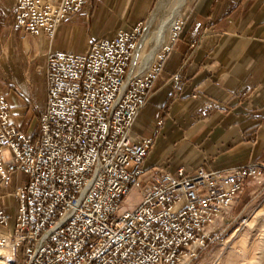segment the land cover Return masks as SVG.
I'll return each mask as SVG.
<instances>
[{
    "label": "built area",
    "instance_id": "obj_1",
    "mask_svg": "<svg viewBox=\"0 0 264 264\" xmlns=\"http://www.w3.org/2000/svg\"><path fill=\"white\" fill-rule=\"evenodd\" d=\"M90 0H14L15 25L51 39L57 27ZM182 23L173 28L171 43ZM142 22L93 41L82 53L46 55L45 108L39 135L19 131L0 96V251L22 264H199L213 230L248 179L263 166L192 174L144 169L149 138L134 141L132 126L144 108L169 46L148 72L129 77ZM9 153L5 159L4 152ZM131 167V170L129 168ZM136 190L140 203L120 212ZM13 218L11 230L9 224Z\"/></svg>",
    "mask_w": 264,
    "mask_h": 264
},
{
    "label": "crops",
    "instance_id": "obj_2",
    "mask_svg": "<svg viewBox=\"0 0 264 264\" xmlns=\"http://www.w3.org/2000/svg\"><path fill=\"white\" fill-rule=\"evenodd\" d=\"M154 2L93 0L49 39L18 28L14 0H0V96L13 125L39 135L48 53H82L93 41L144 22ZM179 20L178 37L131 129L134 141L152 140L143 168L192 174L199 168L264 167V0H186ZM19 175L12 178L10 196L0 197L7 214L13 190L22 184ZM246 189L249 196L259 190L248 179L233 211L241 213L248 204ZM12 224L13 218L9 230Z\"/></svg>",
    "mask_w": 264,
    "mask_h": 264
},
{
    "label": "rangeland",
    "instance_id": "obj_3",
    "mask_svg": "<svg viewBox=\"0 0 264 264\" xmlns=\"http://www.w3.org/2000/svg\"><path fill=\"white\" fill-rule=\"evenodd\" d=\"M91 2L93 0H90L88 4H91ZM157 2L158 0H155L148 17L142 22L143 32L140 41L144 36L146 43L142 57L136 61L138 71L146 62L147 55L158 47L156 38L161 22L169 16L174 6V2L168 6L148 31L146 30L147 23ZM89 10L88 8V12L85 14V25L87 24L88 26H90L92 20V15ZM178 23L179 17L176 19L172 28L163 31L162 40L165 42L163 49L170 45L173 28ZM160 52L157 53L156 58ZM4 157L5 159H9V153L7 151L4 152ZM129 170H131V167ZM19 177L21 182H25L26 178L24 175L20 174ZM263 179L264 177L261 176L260 180H252L253 187L259 189L253 195L249 196L248 193H250V190H245V201L248 204L241 213L238 210L233 211L232 206L224 219L216 223L213 230L214 240L203 251L199 264H264V185H261L264 181ZM139 203L140 196L138 191L131 190L121 203L120 212L131 211ZM0 264H22V259H10L5 252L0 251Z\"/></svg>",
    "mask_w": 264,
    "mask_h": 264
},
{
    "label": "bare ground",
    "instance_id": "obj_4",
    "mask_svg": "<svg viewBox=\"0 0 264 264\" xmlns=\"http://www.w3.org/2000/svg\"><path fill=\"white\" fill-rule=\"evenodd\" d=\"M185 1L186 0H158V2H157L156 6H155V8L151 14V17L147 23L146 30H148V31L151 29V27L154 25L157 18L162 15V12L168 6H170L173 2H174V6H173L169 16L163 22H161L160 28H159L158 33H157V38H156L157 39L156 41L158 42V47L147 56L146 62L142 65V67L140 68V71L134 72L137 69L136 61L142 57L143 49H144L145 43H146L145 37L143 36V38L139 42L138 47L135 51L132 63H131L129 77H132L136 74L148 72V70L150 69L153 62L159 57L158 56L155 59L157 53L160 52L165 45V42L162 40L163 31L165 29H170L174 26V23H175L176 19L179 17V14L181 12V9H182Z\"/></svg>",
    "mask_w": 264,
    "mask_h": 264
}]
</instances>
